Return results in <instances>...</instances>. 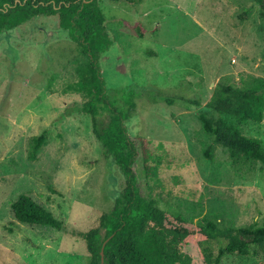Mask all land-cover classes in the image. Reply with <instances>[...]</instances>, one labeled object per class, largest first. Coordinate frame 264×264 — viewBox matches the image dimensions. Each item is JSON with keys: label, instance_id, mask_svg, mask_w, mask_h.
<instances>
[{"label": "rangeland", "instance_id": "374dc122", "mask_svg": "<svg viewBox=\"0 0 264 264\" xmlns=\"http://www.w3.org/2000/svg\"><path fill=\"white\" fill-rule=\"evenodd\" d=\"M99 5L112 42L99 56L108 100L126 107L130 99L134 108L124 122L129 136L137 144L138 137L148 140L154 150L162 143L170 160L152 182L144 179L137 156L140 193L194 222L264 225V167L235 162L219 146L212 160L205 158L210 137L197 119L218 81L246 86L254 76L264 78L259 6L251 0ZM137 22L142 37L132 27ZM82 59L53 15L0 33V264H87L85 242L76 233L95 226L124 188V176L103 156L90 116L80 109L82 97L68 88ZM241 130L264 144V115ZM42 132L46 141L31 161L29 140ZM20 193L52 212L61 228L16 221L10 203ZM184 249L192 252L190 245ZM259 261L226 255L220 264Z\"/></svg>", "mask_w": 264, "mask_h": 264}, {"label": "trees", "instance_id": "16d2710c", "mask_svg": "<svg viewBox=\"0 0 264 264\" xmlns=\"http://www.w3.org/2000/svg\"><path fill=\"white\" fill-rule=\"evenodd\" d=\"M251 1L264 17V0ZM39 15L56 16L58 27L67 32L83 57L75 66L77 79L68 88L82 97L80 109L90 116L103 156L111 157L124 176V188L112 208L100 214L95 226L76 233L85 242L87 264H220L226 255L260 258L259 264H264L263 224L235 226L214 219L194 222L161 209L155 198L140 193L133 170L137 156L144 179L152 182L159 181L161 168L170 160L166 151L161 152L162 143L154 150L148 140L138 137L137 144L129 136L124 122L134 108L130 99L126 107L108 100L99 56L112 42L99 0H0V33ZM132 27L142 37V24ZM161 99L172 104L171 97ZM263 115V77L250 78L246 86L218 81L197 113L201 130L210 137L203 156L212 160L219 146L235 162L257 161L264 167L263 142L241 130L248 121L260 123ZM45 141L44 132L30 138L29 160L36 158ZM10 208L21 223L61 228V220L26 193H20ZM187 245L192 247L191 253L184 249Z\"/></svg>", "mask_w": 264, "mask_h": 264}, {"label": "water", "instance_id": "95a60500", "mask_svg": "<svg viewBox=\"0 0 264 264\" xmlns=\"http://www.w3.org/2000/svg\"><path fill=\"white\" fill-rule=\"evenodd\" d=\"M83 1H87V0H83Z\"/></svg>", "mask_w": 264, "mask_h": 264}]
</instances>
